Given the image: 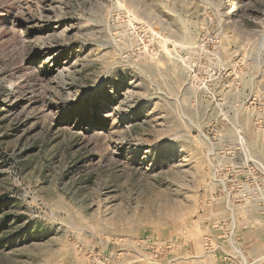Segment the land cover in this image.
Returning <instances> with one entry per match:
<instances>
[{
  "label": "rangeland",
  "instance_id": "374dc122",
  "mask_svg": "<svg viewBox=\"0 0 264 264\" xmlns=\"http://www.w3.org/2000/svg\"><path fill=\"white\" fill-rule=\"evenodd\" d=\"M0 264H264V0H0Z\"/></svg>",
  "mask_w": 264,
  "mask_h": 264
}]
</instances>
